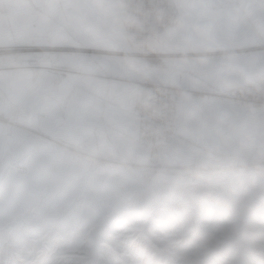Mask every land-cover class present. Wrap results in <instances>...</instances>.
Returning a JSON list of instances; mask_svg holds the SVG:
<instances>
[{"label":"snow or ice","instance_id":"snow-or-ice-1","mask_svg":"<svg viewBox=\"0 0 264 264\" xmlns=\"http://www.w3.org/2000/svg\"><path fill=\"white\" fill-rule=\"evenodd\" d=\"M20 11L0 20V264H264V102L253 145L214 132L249 123L241 88L264 57L194 58L173 37L132 72L86 0Z\"/></svg>","mask_w":264,"mask_h":264},{"label":"crops","instance_id":"crops-1","mask_svg":"<svg viewBox=\"0 0 264 264\" xmlns=\"http://www.w3.org/2000/svg\"><path fill=\"white\" fill-rule=\"evenodd\" d=\"M27 2L28 0H0V20L22 15L20 8ZM86 2L92 5V11L87 17L88 22L94 27L105 28L122 36L128 45L121 21L119 0H86ZM176 2L183 21L178 27L166 30L160 37V56L167 58L173 54V50L168 48L164 41L178 37L181 50L194 58L228 60L249 54L255 61L264 57V43H258L251 48L243 43L224 48L218 40L220 35L231 40L232 34L238 28H242L245 35L252 34L259 41L264 42V0H176ZM106 54L125 58L128 69L139 72L134 62L135 58H131L129 52L107 48ZM244 84L264 89V78L244 77ZM245 107L249 113L248 124L236 126L226 121L218 122L214 132L221 141H227L235 135L240 137L246 148L255 143V127L259 123L257 111L260 105H245ZM256 151L257 156L253 161H259L264 156V149L257 147Z\"/></svg>","mask_w":264,"mask_h":264},{"label":"built area","instance_id":"built-area-1","mask_svg":"<svg viewBox=\"0 0 264 264\" xmlns=\"http://www.w3.org/2000/svg\"><path fill=\"white\" fill-rule=\"evenodd\" d=\"M121 21L125 29L130 56H160V37L169 28L178 27L183 18L176 0H119ZM145 83L161 91L163 86L153 84L147 76ZM241 96L245 105H261L264 102V89L243 85ZM146 107L145 105H141Z\"/></svg>","mask_w":264,"mask_h":264},{"label":"rangeland","instance_id":"rangeland-1","mask_svg":"<svg viewBox=\"0 0 264 264\" xmlns=\"http://www.w3.org/2000/svg\"><path fill=\"white\" fill-rule=\"evenodd\" d=\"M244 85H248V84H244ZM260 163H261V160L252 161L251 166L254 167V168L259 169ZM249 188H250V191H255V181H252L250 183ZM234 206L238 208L239 207V202H236ZM258 214L259 213H258L257 210L252 209L249 212V220L247 222H245L244 225H243L244 229L246 230V234H247L248 238L252 239V240H255V239L258 238V232L256 231V228H255V221H256V217L258 216Z\"/></svg>","mask_w":264,"mask_h":264},{"label":"bare ground","instance_id":"bare-ground-1","mask_svg":"<svg viewBox=\"0 0 264 264\" xmlns=\"http://www.w3.org/2000/svg\"><path fill=\"white\" fill-rule=\"evenodd\" d=\"M131 58H138V57H135V56H131Z\"/></svg>","mask_w":264,"mask_h":264}]
</instances>
